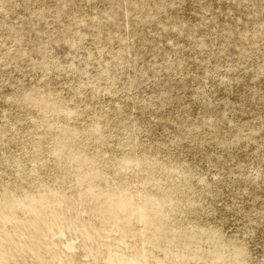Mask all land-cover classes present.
I'll use <instances>...</instances> for the list:
<instances>
[{
  "label": "rangeland",
  "instance_id": "obj_1",
  "mask_svg": "<svg viewBox=\"0 0 264 264\" xmlns=\"http://www.w3.org/2000/svg\"><path fill=\"white\" fill-rule=\"evenodd\" d=\"M0 264H264V0H0Z\"/></svg>",
  "mask_w": 264,
  "mask_h": 264
}]
</instances>
